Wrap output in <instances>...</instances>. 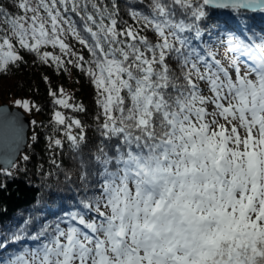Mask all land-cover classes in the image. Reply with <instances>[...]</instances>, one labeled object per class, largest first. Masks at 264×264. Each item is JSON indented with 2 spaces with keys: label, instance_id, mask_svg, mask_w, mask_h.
I'll list each match as a JSON object with an SVG mask.
<instances>
[{
  "label": "snow or ice",
  "instance_id": "snow-or-ice-1",
  "mask_svg": "<svg viewBox=\"0 0 264 264\" xmlns=\"http://www.w3.org/2000/svg\"><path fill=\"white\" fill-rule=\"evenodd\" d=\"M27 68L91 109L43 72L26 135ZM0 95V174L48 154L0 264H264V0H0Z\"/></svg>",
  "mask_w": 264,
  "mask_h": 264
},
{
  "label": "trees",
  "instance_id": "trees-1",
  "mask_svg": "<svg viewBox=\"0 0 264 264\" xmlns=\"http://www.w3.org/2000/svg\"><path fill=\"white\" fill-rule=\"evenodd\" d=\"M47 72L52 76L53 86L63 83L66 88L75 92L76 99L82 100L91 109L94 100V90L79 72L73 70L72 79L66 77L52 75V70L47 68H27L15 75H10L4 78L5 85L11 91L17 92L20 95L31 96L37 103L41 105V111L34 114V118L38 123L47 124L51 111L50 97L47 95V86L41 80V73ZM79 80V83L76 81ZM23 84V89H17L16 85ZM31 86V90H30ZM38 88V92L35 90ZM35 92V95H34ZM0 105H3V96L0 95ZM85 122L89 124L88 134L92 135L94 130L92 122L85 118ZM32 125L29 131V135ZM41 132V140L33 146L32 161L29 163V171L17 173L14 177H7L0 174V229L5 226H10L14 221L18 220L22 215L26 216V210L32 207V197L34 195V186L38 185V178L33 177L32 172L34 165L44 164L48 167V154L45 150L43 139L44 129H39ZM58 159L66 164L71 160V153L67 148L64 149L63 155L57 153ZM31 180V183L29 181ZM66 198L74 195L72 191H64L62 193ZM54 211V209H49Z\"/></svg>",
  "mask_w": 264,
  "mask_h": 264
},
{
  "label": "water",
  "instance_id": "water-1",
  "mask_svg": "<svg viewBox=\"0 0 264 264\" xmlns=\"http://www.w3.org/2000/svg\"><path fill=\"white\" fill-rule=\"evenodd\" d=\"M0 106H3V105H0ZM30 119H32L31 117L30 118H26L24 123H25V134L26 135H29V131H30V128H31V124H30ZM0 166H3L2 163H0Z\"/></svg>",
  "mask_w": 264,
  "mask_h": 264
}]
</instances>
